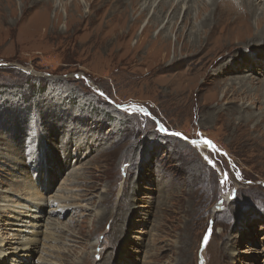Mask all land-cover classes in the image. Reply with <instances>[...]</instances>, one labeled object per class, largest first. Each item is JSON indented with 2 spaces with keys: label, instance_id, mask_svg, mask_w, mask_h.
<instances>
[{
  "label": "rangeland",
  "instance_id": "374dc122",
  "mask_svg": "<svg viewBox=\"0 0 264 264\" xmlns=\"http://www.w3.org/2000/svg\"><path fill=\"white\" fill-rule=\"evenodd\" d=\"M167 1L133 24L142 1L0 0V196L72 206L59 241L5 264H264V127L251 147L242 122L264 109L245 89L264 80L246 59L264 60V42L241 44L256 20L238 12L231 30L218 1L210 30L213 0H194L189 23L148 24ZM234 54L248 64L219 75ZM204 139L218 151L190 143ZM15 209L0 212L4 246L29 228Z\"/></svg>",
  "mask_w": 264,
  "mask_h": 264
},
{
  "label": "bare ground",
  "instance_id": "6f19581e",
  "mask_svg": "<svg viewBox=\"0 0 264 264\" xmlns=\"http://www.w3.org/2000/svg\"><path fill=\"white\" fill-rule=\"evenodd\" d=\"M123 1L126 2L128 6L131 4L134 7H136L139 4V2L142 1L141 8L143 10L140 13V15H138V17L133 20V24H138L143 19V15L145 14V12L149 11L157 0H153V1L123 0ZM218 1L221 4L224 3V4L229 5L233 10H235V16L233 17L232 23L230 26H228V28L231 30H234L235 28L238 29L240 26H244V24H241L243 22L242 20L244 19V16L239 15L238 12L244 13L246 10L247 11L246 16L250 15L253 17L254 15L256 24L258 26L257 29H259V31L257 30V33H255L254 36L253 34L248 35L247 39L242 38L245 42L241 44L247 45V44H257L258 42H264V0H213L212 3H213L214 8L210 12L209 16L205 18L204 21H201V24L203 26L211 24V27L209 26V28H211L210 30H212V28H216L222 22V19H220L221 14L218 15L215 12L216 9H220ZM194 2H195L194 0H169L163 4L160 13L157 14L155 17H153L149 21L148 24H160L161 22H164L166 19H167V24H172L173 22L177 21L181 16L184 20V23L187 24L190 21V15L192 14V12L195 11L196 18L200 16V14H197L196 8L194 7ZM171 9L172 11L169 12V10ZM217 15L220 17H218ZM246 28H248V24ZM194 38L193 39L195 41H198V36H194ZM210 39L211 38L209 37L207 41H209ZM242 39H239L237 41H240ZM237 43L240 44L239 42ZM235 45L234 43L231 42V49L235 48L236 47ZM228 51L229 53H232L230 52V48ZM232 56H233L232 60L224 58L223 61L220 62V69L218 71L219 75L236 73L240 69H242L244 65H247L248 63L250 64L251 67H255L258 65H264V60L253 59V56H250V55L246 58L248 59V63L246 62V60L235 61L234 59H236V54ZM261 59H264V58H261ZM254 79L255 78L253 77H249L248 80H246L247 82H246L245 89L246 90L248 89L252 93L251 95H249L250 99H253L250 102L254 105H257L259 102L263 101L262 97L264 98V80H260L258 83H255ZM250 107H252V109L250 108L247 109L244 107L245 114L242 117V122H243V125L245 126L246 134H248V138L246 137L247 142L251 147H253L255 144V141L258 140L256 137V132L264 127V109L262 110L260 114H256L253 110V106L250 105ZM260 145H262L261 141H260ZM203 146L205 147V145ZM246 146H245V149H246ZM198 148L202 150L201 146H199ZM261 150H263V148L259 149V151ZM34 195H37V194L30 193V196L22 197V200L24 202L22 203L12 202L13 204H10V200L7 197L0 196V212L7 210V208H9L10 206L17 207V209H15V215H14L15 220L19 222L22 216H24L26 217V219L23 221H25L27 225L29 226L28 229L27 228H24V229L17 228V231L26 232V233L20 236L21 238L20 241L8 242L6 243V244H9L7 246H4L5 239H3V236H1L2 231L0 230V264H5V262L8 261L7 257L9 254L18 255L21 251H23V254H24L23 256H27L28 252L36 251V249L39 247L41 240H48L52 242L59 241L62 231L69 232V229H66V227L63 226V223L60 220L62 219L60 218L61 213L63 212L67 213L72 209V206L69 204V198H70L69 195L64 196V195L54 194L52 196H49V195L40 196L39 198L35 197ZM56 202H59L60 204L58 205L59 207L51 208L50 210H48L49 206H51L52 204ZM0 219H1V216H0ZM18 222H13V223L16 224V226L17 225L20 226V224H23V223L19 224ZM42 227H45V230H42ZM43 233H44V236H42ZM41 263L50 264L51 260L44 258L43 261H41Z\"/></svg>",
  "mask_w": 264,
  "mask_h": 264
},
{
  "label": "snow or ice",
  "instance_id": "6c2138e0",
  "mask_svg": "<svg viewBox=\"0 0 264 264\" xmlns=\"http://www.w3.org/2000/svg\"><path fill=\"white\" fill-rule=\"evenodd\" d=\"M101 95H104V93H100ZM135 111H144V109L142 108H139V107H136L134 108ZM160 131H163V132H166L168 131L163 125L160 126ZM171 135H174V136H177V137H182V139H184L185 141L189 140V138L187 136H184L182 133L180 132H173L171 133ZM190 143L193 145V146H197L199 147L201 145V143H203L204 145L208 146V147H211L213 148L214 150H217L216 149V146L215 144L209 140V139H204L203 141H200V140H191ZM206 160H208V157H205ZM210 163H212V161L209 160Z\"/></svg>",
  "mask_w": 264,
  "mask_h": 264
}]
</instances>
